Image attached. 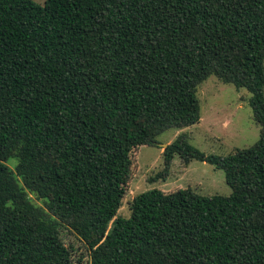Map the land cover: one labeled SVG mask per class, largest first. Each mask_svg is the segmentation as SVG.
<instances>
[{"label":"trees","instance_id":"1","mask_svg":"<svg viewBox=\"0 0 264 264\" xmlns=\"http://www.w3.org/2000/svg\"><path fill=\"white\" fill-rule=\"evenodd\" d=\"M211 76L251 93L260 138L216 156L182 132L159 177L201 160L231 194L122 215L133 150L200 122ZM64 229L87 264H264V0H0V264H76Z\"/></svg>","mask_w":264,"mask_h":264},{"label":"rangeland","instance_id":"2","mask_svg":"<svg viewBox=\"0 0 264 264\" xmlns=\"http://www.w3.org/2000/svg\"><path fill=\"white\" fill-rule=\"evenodd\" d=\"M250 96L247 89H239L211 76L198 89L202 112L200 122L182 129H169L158 137V142L170 144L180 133L187 132L191 143L207 155L226 156L238 148L248 147L258 141L262 129L254 119ZM164 149L158 144L133 150V174L120 209L122 215H130V202L137 194L153 188L165 192L192 188L202 196L231 194L232 188L226 181L225 171L201 160L185 164L180 157H176L166 177H159L165 169ZM9 164L14 167L12 161ZM32 198L42 204L35 195ZM63 237L66 244L74 246L76 264H87L89 256L81 239L65 229Z\"/></svg>","mask_w":264,"mask_h":264},{"label":"water","instance_id":"3","mask_svg":"<svg viewBox=\"0 0 264 264\" xmlns=\"http://www.w3.org/2000/svg\"><path fill=\"white\" fill-rule=\"evenodd\" d=\"M159 145L163 146L164 148H166L168 146L167 143H159Z\"/></svg>","mask_w":264,"mask_h":264}]
</instances>
